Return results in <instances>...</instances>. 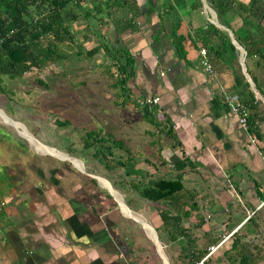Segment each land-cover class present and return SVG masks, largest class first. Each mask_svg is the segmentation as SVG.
I'll return each instance as SVG.
<instances>
[{
	"label": "crops",
	"instance_id": "0c3cea01",
	"mask_svg": "<svg viewBox=\"0 0 264 264\" xmlns=\"http://www.w3.org/2000/svg\"><path fill=\"white\" fill-rule=\"evenodd\" d=\"M135 1L134 12H126L136 15L130 27L109 36L108 23L103 34L110 45L119 37L133 63L114 102L129 116L122 121L126 154H83L85 164L55 155L75 160L80 175L68 166L33 175L23 172L24 157H0V264H133L149 256L151 264H264V68L247 62L256 88L231 33L241 25L238 9L219 21L208 0ZM167 5L176 19L164 16ZM210 26L228 36L260 111L251 133L225 103L238 93L231 68L212 56L211 75L200 65L196 32ZM151 98L158 100L145 104ZM176 179L181 189L166 198L140 196L156 180Z\"/></svg>",
	"mask_w": 264,
	"mask_h": 264
},
{
	"label": "trees",
	"instance_id": "16d2710c",
	"mask_svg": "<svg viewBox=\"0 0 264 264\" xmlns=\"http://www.w3.org/2000/svg\"><path fill=\"white\" fill-rule=\"evenodd\" d=\"M208 2L219 21L228 12L231 13L234 6L237 7L241 25L237 30H231L232 37L244 50L245 73L258 88L255 74L249 69L247 62L255 59L253 68H264V29L261 25L264 19V4L257 0H250L248 5L236 0H208ZM135 4V0H0V76L13 79L32 69L40 70L60 64L73 55L81 54L83 58L88 59L102 51L109 55L108 61L114 66H111L109 74L114 78L113 81L117 80L118 86L115 82L112 86L117 87L118 96H121L127 78L133 74V63L119 37H116L110 46L104 42L106 40L103 35L104 27L111 18H118L113 17L114 13H119L121 18L115 20L114 31L119 33L121 30H127L131 18L136 16L127 13L135 8ZM175 7L179 9L178 4ZM172 9L171 5L166 6L164 16H168V19H176L175 14L171 16L168 14ZM80 18L85 21L83 25L77 24ZM158 19L162 21L159 15ZM90 26L93 27V31L89 30ZM74 27L77 30H74ZM99 28L103 34L99 33ZM95 29L97 38L94 44L83 52L79 51L83 50V43H91ZM169 32L170 35H175L174 30ZM77 34L81 38V43L77 42ZM213 37H217V42L214 44ZM153 39L156 40L155 37ZM196 39L202 43L201 48L205 50L207 57L212 56L231 68L234 87L238 91L235 94L240 104L248 111L247 125L248 132L251 133L254 115L259 116L260 111L254 105L248 84L241 74L236 51L228 36L210 26L207 31L198 30ZM176 53H180V50L178 49ZM122 59H124L123 63H121ZM60 125L64 124L60 123ZM98 136L92 132L85 133L83 146L88 148L92 143L98 144L101 142ZM255 136L257 138L258 135ZM112 144L116 146V142ZM181 187L179 179L156 180L143 188L140 196L146 200L157 201L166 198L169 193L178 192ZM203 254L204 252H201L195 259L199 260Z\"/></svg>",
	"mask_w": 264,
	"mask_h": 264
},
{
	"label": "rangeland",
	"instance_id": "374dc122",
	"mask_svg": "<svg viewBox=\"0 0 264 264\" xmlns=\"http://www.w3.org/2000/svg\"><path fill=\"white\" fill-rule=\"evenodd\" d=\"M119 15L114 13L113 17L118 18H111L109 21L114 27L116 23L113 22L121 18ZM84 23L82 18L77 21L78 25ZM113 26L109 30V36L114 35ZM90 27L89 30L93 31V27ZM98 30L103 34L100 28ZM94 31L91 45L97 38V30ZM77 35L78 42L81 38ZM106 44L110 46L109 43ZM87 48L90 45L83 43V50L79 51L83 52ZM108 57L102 51L88 59L81 54L73 55L60 64L40 70L32 69L13 79L0 76V110L7 116L4 119V114L0 115V157L4 156L9 161L24 157L23 172L29 170L34 175V171L45 166L53 169L68 166L77 170L69 161H61L55 157L44 156L41 161V153L65 154L69 157L74 155L83 164L86 163L83 154H126L127 144L122 140V121L129 116L125 110L115 109L114 102L122 97L118 96L119 93L112 86L113 82L118 86V82L113 81L114 78L109 74L113 65ZM123 61L124 59L121 63ZM137 108L136 113L143 109L140 106ZM134 121L137 118L132 120ZM60 123L64 125L59 126ZM111 131L114 132L112 137L109 135ZM90 132L99 135L97 138H101V142L92 143L85 148V133ZM36 141L45 146L37 148L31 144H38ZM114 141L120 142L115 146L112 144ZM132 141L137 139L134 137ZM142 184L141 182L140 185ZM151 255L152 259L157 260L154 254ZM150 259V256L145 259L136 257L132 263L151 264Z\"/></svg>",
	"mask_w": 264,
	"mask_h": 264
},
{
	"label": "built area",
	"instance_id": "2783aa9c",
	"mask_svg": "<svg viewBox=\"0 0 264 264\" xmlns=\"http://www.w3.org/2000/svg\"><path fill=\"white\" fill-rule=\"evenodd\" d=\"M78 1V0H76ZM199 55H200V65L203 67V70L206 74L211 75L212 74V70H211V66L208 63V59L206 56V52L203 48L199 49ZM158 75L160 77L164 76V72L163 71H159ZM157 98H151L148 99L145 104L149 105V104H155L157 102ZM225 103L226 105L229 107L231 113L237 118V122L239 127L244 130L247 131L248 129V125H247V118H248V111L244 109V107L240 104L238 98L236 95H230L227 96L225 98ZM254 140L251 139V142H253ZM213 250V248H210V252ZM204 262V259L200 260L197 264H202Z\"/></svg>",
	"mask_w": 264,
	"mask_h": 264
},
{
	"label": "bare ground",
	"instance_id": "6f19581e",
	"mask_svg": "<svg viewBox=\"0 0 264 264\" xmlns=\"http://www.w3.org/2000/svg\"><path fill=\"white\" fill-rule=\"evenodd\" d=\"M239 97V96H238ZM8 124V123H7ZM9 125H11V124H9ZM12 126V125H11ZM13 127V126H12ZM16 129V131L21 135V133H20V131L17 129V128H15ZM22 136V135H21ZM26 139V138H25ZM27 140V139H26ZM28 141V140H27ZM28 143H29V141H28ZM32 145H34L35 143L34 142H32L31 143ZM30 145V144H29ZM35 147H37V148H39V146H37V145H34ZM31 147V146H30ZM43 150V149H42ZM38 154V153H37ZM42 154V153H41ZM41 154H39V155H41ZM43 154H45V153H43ZM51 154H53V153H51ZM51 154H46V155H50V156H52V157H55V158H58V159H61L60 157H57V156H55L56 154H53V155H51ZM69 157V156H68ZM61 160H67V161H69V162H71L74 166H76L75 165V163L74 162H76L75 160H73V159H71V158H65V159H61ZM79 166V165H78ZM78 166H76V168H78L79 169V167ZM79 170H81V169H79ZM152 238V241H153V243L155 244V246L158 248V250L162 253V250H160V248H159V244H157L155 241H154V234H153V237H151ZM162 256H163V253H162Z\"/></svg>",
	"mask_w": 264,
	"mask_h": 264
},
{
	"label": "water",
	"instance_id": "95a60500",
	"mask_svg": "<svg viewBox=\"0 0 264 264\" xmlns=\"http://www.w3.org/2000/svg\"><path fill=\"white\" fill-rule=\"evenodd\" d=\"M241 65H242V67H243V59L241 60ZM259 97H260V99L264 102V98L263 97H261L260 95H259ZM42 156H50V155H46V154H44V155H42ZM52 157V156H51ZM166 264V263H165Z\"/></svg>",
	"mask_w": 264,
	"mask_h": 264
}]
</instances>
